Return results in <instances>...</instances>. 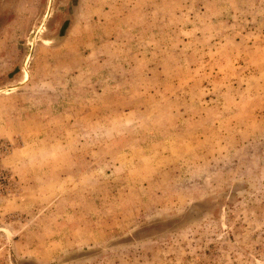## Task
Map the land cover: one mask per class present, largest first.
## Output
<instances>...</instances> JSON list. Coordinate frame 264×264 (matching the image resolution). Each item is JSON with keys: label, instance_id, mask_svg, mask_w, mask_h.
Here are the masks:
<instances>
[{"label": "rangeland", "instance_id": "rangeland-1", "mask_svg": "<svg viewBox=\"0 0 264 264\" xmlns=\"http://www.w3.org/2000/svg\"><path fill=\"white\" fill-rule=\"evenodd\" d=\"M0 264H264V0H0Z\"/></svg>", "mask_w": 264, "mask_h": 264}]
</instances>
